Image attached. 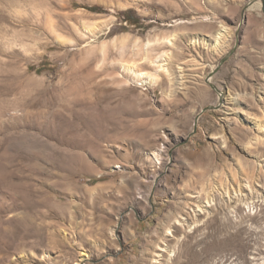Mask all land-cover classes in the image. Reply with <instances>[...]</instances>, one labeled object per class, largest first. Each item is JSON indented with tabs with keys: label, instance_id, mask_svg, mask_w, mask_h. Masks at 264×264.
<instances>
[{
	"label": "rangeland",
	"instance_id": "rangeland-1",
	"mask_svg": "<svg viewBox=\"0 0 264 264\" xmlns=\"http://www.w3.org/2000/svg\"><path fill=\"white\" fill-rule=\"evenodd\" d=\"M81 250L264 264V0H0V264Z\"/></svg>",
	"mask_w": 264,
	"mask_h": 264
},
{
	"label": "bare ground",
	"instance_id": "bare-ground-1",
	"mask_svg": "<svg viewBox=\"0 0 264 264\" xmlns=\"http://www.w3.org/2000/svg\"><path fill=\"white\" fill-rule=\"evenodd\" d=\"M164 43H166L167 45L168 44H171L172 45V43H173V39L172 38H166L165 40H164ZM165 45V44H164ZM147 46V45H146ZM149 46V45H148ZM170 46V45H169ZM165 53H164V55H162L161 56V59H159L160 57H158V59L159 60H155L154 62L152 61V63L153 64H155L156 65V67H157V73H161V72H163V73H165V75H166V73H167V75H168V73L170 72L169 71V69H168V67H166L165 65L168 63V61H166V60H168L167 58H168V54H167V58H166V60H165ZM164 61V62H163ZM167 63H166V62ZM163 63H165V64H163ZM127 73L129 72V73H131L132 75H133V80L134 81H136V82H138V84H141V85H144V84H146V82L148 83V82H150V83H153V84H155V82L157 81L158 82V74L155 76L154 74H147L146 72L145 73H143V72H139V71H137L133 66H131V67H128L127 68ZM158 155V154H157ZM154 160H156L157 161V163L160 161V159H159V156L157 157L156 155H154ZM12 223H14V222H12ZM170 232V231H169ZM160 254V253H159ZM162 255V254H161ZM160 255V256H161ZM158 256V255H157ZM88 258H90L89 257V254L85 251V250H81L80 251V256H79V261L77 262V263H75V264H83V262L84 261H86V260H88ZM159 258V257H158ZM161 258V257H160ZM160 260H156L155 262L157 263V262H159ZM155 263V264H156ZM158 264V263H157Z\"/></svg>",
	"mask_w": 264,
	"mask_h": 264
},
{
	"label": "trees",
	"instance_id": "trees-1",
	"mask_svg": "<svg viewBox=\"0 0 264 264\" xmlns=\"http://www.w3.org/2000/svg\"><path fill=\"white\" fill-rule=\"evenodd\" d=\"M89 10L90 11H93V12H98L99 11V8L93 7V8H89ZM129 14H130L129 12L126 13V15H128V16H129ZM128 19L131 20V21H133L132 20L133 18H130V16L128 18H126V20H128Z\"/></svg>",
	"mask_w": 264,
	"mask_h": 264
}]
</instances>
